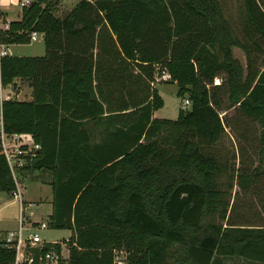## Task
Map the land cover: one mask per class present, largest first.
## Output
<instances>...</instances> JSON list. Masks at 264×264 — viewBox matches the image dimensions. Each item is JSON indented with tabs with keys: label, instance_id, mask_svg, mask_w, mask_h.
<instances>
[{
	"label": "trees",
	"instance_id": "trees-1",
	"mask_svg": "<svg viewBox=\"0 0 264 264\" xmlns=\"http://www.w3.org/2000/svg\"><path fill=\"white\" fill-rule=\"evenodd\" d=\"M57 5L32 0L0 31L7 45L32 31L44 44L42 56L0 58L3 85L32 89L30 100H0V122L39 144L25 169L51 173L48 224L71 231L68 263L114 264L116 249L125 264H264V225L234 219L230 196L235 177L249 187L264 162V66L254 71L219 0H79L63 16ZM242 13L264 39V1L243 0ZM162 74L190 102L175 120L153 117ZM233 107L260 126L248 174L217 149L220 112ZM14 189L0 155V191ZM13 258L0 241V264Z\"/></svg>",
	"mask_w": 264,
	"mask_h": 264
},
{
	"label": "rangeland",
	"instance_id": "rangeland-1",
	"mask_svg": "<svg viewBox=\"0 0 264 264\" xmlns=\"http://www.w3.org/2000/svg\"><path fill=\"white\" fill-rule=\"evenodd\" d=\"M77 2L79 0H58L54 14L63 16ZM219 2L224 16L229 20L240 40L249 48L252 68L254 71L261 70L264 66V39L252 26L249 25L250 28H247V21H245L242 13L243 0H219ZM8 4L4 5V8L7 10L9 17H20L21 10L19 5L16 2H10ZM16 45H20L19 49H17L19 51L18 54L24 57H33L44 53V44L41 38L28 44ZM232 54L241 64L243 75H246L247 56L245 51L239 47H233ZM219 82L220 79H214V84H218ZM153 83L154 85L157 84L159 94L164 101L160 115L167 119L175 120L178 115V110L182 107L183 100L187 96L179 97L177 95L178 86L175 82L159 81ZM16 84H19L24 91L27 88V82L25 81L19 80ZM13 90L14 92H12V88L6 87L3 89V92L16 94L15 89ZM189 107L190 104L184 106L185 109H189ZM220 115L224 119L226 135L223 141L217 146V149L219 152L223 154L227 153L230 156V164H234L235 168L239 167L241 171L248 174L259 164L260 126L256 121L244 117L234 107L220 112ZM44 172L47 175H51L48 170H44ZM16 178L22 192V206L24 208L22 216L24 218V225L28 226L27 223L31 221L48 222L47 220L52 208L51 185L41 183L42 180L47 179V176L44 175L43 171L37 170L31 172L28 169H22L16 171ZM251 180L252 183L249 187L243 188L235 177L230 193L232 197L231 203L234 202L231 216L234 219L248 222L249 224L264 225V162L257 170V175L252 177ZM19 215V200L14 198L12 192L0 191V239L7 232L18 229ZM33 224L35 226L24 229V235L28 232L36 231L47 241H64L71 236L69 229H55L49 226L46 229H39L35 223ZM125 256L126 252L118 253L117 260H124ZM168 264L177 263L169 257ZM227 264L244 263L238 258H230Z\"/></svg>",
	"mask_w": 264,
	"mask_h": 264
},
{
	"label": "built area",
	"instance_id": "built-area-1",
	"mask_svg": "<svg viewBox=\"0 0 264 264\" xmlns=\"http://www.w3.org/2000/svg\"><path fill=\"white\" fill-rule=\"evenodd\" d=\"M1 1V0H0ZM91 1V0H88ZM19 5L20 10L30 6L32 0H15L14 3ZM0 12L1 9H0ZM8 21H5L3 16L0 15V31L8 28ZM38 38H42V34L37 31H32L29 36V41H36ZM7 44L3 43L0 38V58L7 55ZM169 79L168 74L157 75L153 82L167 81ZM152 82V85L154 84ZM5 85L2 84L0 79V100L15 98L16 94L4 93L3 89ZM12 92L14 90L12 89ZM190 102L187 97L183 100L182 108L189 105ZM39 144H37L33 136L29 133H7L3 130L2 123L0 122V155H2L8 165L10 175L14 181L15 189L12 192L14 198L19 200V219L18 229L9 231L0 239L1 245L5 249H11L14 251V258L9 264H69V240L62 242L47 241L44 240L41 235L36 232H28L26 235L23 234L24 229L35 226L33 223H27L28 226L24 225L23 214V200L22 192L19 187L16 178V171L25 169L32 158L36 157ZM39 229H46L49 224L48 222L35 223ZM50 247L41 251L45 246ZM59 245V250H56L53 246ZM114 252V264H125L124 260H117V254L125 252L123 250H113ZM126 257V256H125Z\"/></svg>",
	"mask_w": 264,
	"mask_h": 264
},
{
	"label": "crops",
	"instance_id": "crops-1",
	"mask_svg": "<svg viewBox=\"0 0 264 264\" xmlns=\"http://www.w3.org/2000/svg\"><path fill=\"white\" fill-rule=\"evenodd\" d=\"M15 0H1V4H0V9H1V11L5 14L4 15V19H5V21H11V20H19L20 19V17H16V16H14V17H9V15H8V13H7V10L4 8V5H6V4H8V3H10V2H14ZM9 5V4H8ZM42 39V38H41ZM19 47H20V45L18 46V45H16V44H11V45H8L7 46V55H12V56H21V55H19L18 53H19V51L17 50V49H19ZM44 51V50H43ZM44 54V53H43ZM42 54V55H43ZM42 55H36V56H42ZM19 82V80L18 79H15L14 80V82H13V84H10V85H5V88L6 87H10V88H12V89H15V93H16V99L17 100H30V99H32V89H31V87H29V85L27 84V88H26V90L24 91V90H22L21 89V86L19 85V84H16V83H18ZM165 82V81H164ZM153 86L157 89V91H158V93H159V90H158V87H157V84H153ZM160 95V94H159ZM161 96V95H160ZM20 97H22V98H20ZM164 102V101H163ZM164 105V104H163ZM160 110H161V108L160 109H157V110H155L154 112H153V117H155V118H159V119H162V118H165L164 116H161L160 115ZM165 119H167V118H165ZM43 173H44V175H46L47 176V179H44V180H42L41 181V183H47V184H50L51 183V181H52V176L50 175V174H46V172H44L43 171ZM51 201H52V196H51ZM48 221V220H47ZM29 223H38V222H34V221H31V222H29ZM69 240V239H68ZM52 241H54V240H52ZM56 242H58V241H56ZM59 242H62V241H59Z\"/></svg>",
	"mask_w": 264,
	"mask_h": 264
}]
</instances>
